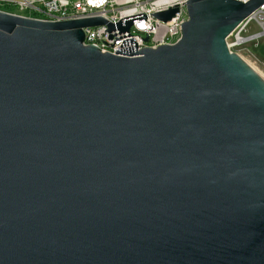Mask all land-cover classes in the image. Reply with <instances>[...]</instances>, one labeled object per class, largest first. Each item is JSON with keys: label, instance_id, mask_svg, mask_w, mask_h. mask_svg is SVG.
Instances as JSON below:
<instances>
[{"label": "water", "instance_id": "water-1", "mask_svg": "<svg viewBox=\"0 0 264 264\" xmlns=\"http://www.w3.org/2000/svg\"><path fill=\"white\" fill-rule=\"evenodd\" d=\"M263 4L129 58L0 13V264H264V82L225 42Z\"/></svg>", "mask_w": 264, "mask_h": 264}, {"label": "built area", "instance_id": "built-area-1", "mask_svg": "<svg viewBox=\"0 0 264 264\" xmlns=\"http://www.w3.org/2000/svg\"><path fill=\"white\" fill-rule=\"evenodd\" d=\"M188 1L0 0V13L46 23L102 19L104 25L82 28L83 46H93L101 54L129 58V49L140 52L177 43L188 21ZM238 1L247 3L249 0ZM173 9L176 12L168 21L155 17ZM262 40L264 4L241 21L225 42L230 53L244 62L256 63L254 53L264 49ZM261 66L264 68V61Z\"/></svg>", "mask_w": 264, "mask_h": 264}, {"label": "rangeland", "instance_id": "rangeland-1", "mask_svg": "<svg viewBox=\"0 0 264 264\" xmlns=\"http://www.w3.org/2000/svg\"><path fill=\"white\" fill-rule=\"evenodd\" d=\"M261 43L264 46V40H262ZM254 54H255V58H256V63H250V64L264 78V68L261 66L262 61H264V49L261 48L257 52H255Z\"/></svg>", "mask_w": 264, "mask_h": 264}, {"label": "bare ground", "instance_id": "bare-ground-1", "mask_svg": "<svg viewBox=\"0 0 264 264\" xmlns=\"http://www.w3.org/2000/svg\"><path fill=\"white\" fill-rule=\"evenodd\" d=\"M249 65V67L258 75V77L264 82V78L257 72V70L248 62H245Z\"/></svg>", "mask_w": 264, "mask_h": 264}]
</instances>
